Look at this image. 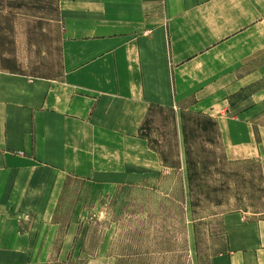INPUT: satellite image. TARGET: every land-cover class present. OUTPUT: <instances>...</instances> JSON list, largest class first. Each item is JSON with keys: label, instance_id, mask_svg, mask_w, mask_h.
<instances>
[{"label": "crops", "instance_id": "0c3cea01", "mask_svg": "<svg viewBox=\"0 0 264 264\" xmlns=\"http://www.w3.org/2000/svg\"><path fill=\"white\" fill-rule=\"evenodd\" d=\"M59 10L61 75L0 70V264H67L87 252L67 209L168 174L142 135L154 108L187 104L214 120L228 160L264 163V0H59ZM256 215L226 218L227 249L211 264H264Z\"/></svg>", "mask_w": 264, "mask_h": 264}, {"label": "rangeland", "instance_id": "374dc122", "mask_svg": "<svg viewBox=\"0 0 264 264\" xmlns=\"http://www.w3.org/2000/svg\"><path fill=\"white\" fill-rule=\"evenodd\" d=\"M63 41L59 0H0V70L57 78ZM215 126L187 104L181 110L154 108L142 135L168 174L104 194L96 205L67 209L84 225L79 246L87 251L67 264H87L89 257L105 264H211L224 252L228 216L264 214V163L228 160ZM68 200L69 206L76 203L75 194ZM105 232L109 252H99Z\"/></svg>", "mask_w": 264, "mask_h": 264}]
</instances>
